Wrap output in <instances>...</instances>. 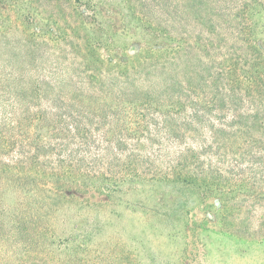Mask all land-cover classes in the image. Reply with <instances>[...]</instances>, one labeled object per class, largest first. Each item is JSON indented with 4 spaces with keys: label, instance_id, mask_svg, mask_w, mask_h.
I'll return each instance as SVG.
<instances>
[{
    "label": "trees",
    "instance_id": "obj_1",
    "mask_svg": "<svg viewBox=\"0 0 264 264\" xmlns=\"http://www.w3.org/2000/svg\"><path fill=\"white\" fill-rule=\"evenodd\" d=\"M80 1L70 31L53 38L68 40L76 69L0 50V233L60 237L87 254L104 226L89 211L134 193L127 205L185 230L191 212L216 199L214 229L201 232L242 248L255 242L257 230L243 235L236 219L264 211V0H117L102 9L89 0L91 12ZM34 11L0 0V27L25 26ZM122 20L153 41L130 57H102ZM94 251L91 264H124L111 240L102 259Z\"/></svg>",
    "mask_w": 264,
    "mask_h": 264
},
{
    "label": "rangeland",
    "instance_id": "obj_2",
    "mask_svg": "<svg viewBox=\"0 0 264 264\" xmlns=\"http://www.w3.org/2000/svg\"><path fill=\"white\" fill-rule=\"evenodd\" d=\"M73 1L21 0L23 5H32L35 8L34 15L29 17L25 26L10 27L9 30H2L0 27V50L17 46L23 49L25 54L23 57L27 62L34 58L38 63L48 65L73 60L72 66L76 69L77 60L73 59L68 51V40H53L59 29L69 30L74 20ZM88 1L81 0L77 4L86 12H91L94 4L89 6ZM93 1L96 3L95 7L102 9L106 4H113L117 0ZM9 15H15L12 9ZM36 21L44 28V33L40 37H35ZM121 23L122 26H118V21L114 22L117 24L115 30L118 34L99 48L102 57L106 58L108 54L114 53V50L119 53L120 58L130 57L136 49L153 41L150 36L139 35V29L133 22L122 20ZM5 25L6 23L1 24ZM136 198L134 193L121 194L116 205L99 212L94 209L89 211L87 217L99 218L104 224L101 232L91 243L90 253L76 252L60 237L10 236L7 233H0V264H91L87 257L89 255L93 257L97 253L94 250L98 248L102 259L110 240L116 245L124 264H264V237L263 234L259 235L264 231V224L261 225L264 211L258 209L252 215L250 211H243L237 216L238 232L247 236L257 230L255 242L243 244L246 248H242L241 244L236 245L219 233L211 232L209 236H205L207 232H201L203 224L214 229L210 221L215 220L218 214L216 199L211 198L205 205L196 207L191 212L192 227L185 230L180 223L177 227L164 223L157 215L150 214L140 205L126 204L127 200L134 201ZM4 201L7 206V195ZM232 216L234 215L226 217L225 225H230L234 219ZM241 220L243 222H240ZM172 230L178 232L172 233ZM202 241L205 242L204 245L201 244Z\"/></svg>",
    "mask_w": 264,
    "mask_h": 264
}]
</instances>
